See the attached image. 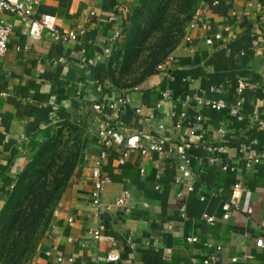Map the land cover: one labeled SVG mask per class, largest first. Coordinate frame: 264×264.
I'll list each match as a JSON object with an SVG mask.
<instances>
[{
	"label": "crops",
	"instance_id": "crops-1",
	"mask_svg": "<svg viewBox=\"0 0 264 264\" xmlns=\"http://www.w3.org/2000/svg\"><path fill=\"white\" fill-rule=\"evenodd\" d=\"M38 1L35 19L51 15L58 35L75 31L80 37L64 42L44 31L32 39L27 22L17 14H4L12 35L0 59V212L28 164L60 131L81 129L82 156L34 263L204 264L213 256L210 264H264V247L256 245L264 240V75L254 64L262 51L252 33L264 22V0H206L201 20L193 21L186 40L163 64L164 71L133 86L139 91L131 92L130 103L115 121L117 127L162 138L167 152H133L121 165L120 149L109 148L101 159L107 179L101 200L110 204L127 192L129 202L99 217L91 197L92 171L100 160L97 133L118 116L107 106L126 89L112 85L103 48L141 0ZM110 15L117 21L108 22ZM217 33L222 38L206 44ZM165 91L170 94L167 99ZM200 96L229 107L241 103L240 115L197 107ZM98 104L101 110L95 108ZM196 115L202 120L196 121ZM178 123L196 125L202 137L186 144L194 176L181 185L175 183L178 162L168 153L183 137L175 130ZM218 126L225 129L224 138ZM210 143L223 144L221 157L235 171L209 164L204 146ZM251 158L260 162L251 163ZM236 182L246 191L239 209L222 220L221 205ZM190 183L194 190L188 192ZM205 213L218 219L214 227L202 219ZM97 230L99 237L92 234ZM188 236H196L198 242H187ZM113 250L119 260L106 261Z\"/></svg>",
	"mask_w": 264,
	"mask_h": 264
},
{
	"label": "trees",
	"instance_id": "trees-1",
	"mask_svg": "<svg viewBox=\"0 0 264 264\" xmlns=\"http://www.w3.org/2000/svg\"><path fill=\"white\" fill-rule=\"evenodd\" d=\"M141 1L142 5L131 14L135 13V30L125 48V73L132 72L141 59L135 72L143 69V79L179 46L188 14L199 0ZM56 139L28 164L0 212V264H27L31 260L70 183L78 154L58 152ZM80 152L82 156V148Z\"/></svg>",
	"mask_w": 264,
	"mask_h": 264
},
{
	"label": "built area",
	"instance_id": "built-area-1",
	"mask_svg": "<svg viewBox=\"0 0 264 264\" xmlns=\"http://www.w3.org/2000/svg\"><path fill=\"white\" fill-rule=\"evenodd\" d=\"M38 0H0V59L8 52L9 50V39L12 35V25L8 23L5 18V13H14L21 17V19L27 22V33L28 36L32 39H38L44 31H47L54 35L55 37L60 38L62 41H77L80 37V33L75 31H69L58 35L56 33V19L51 15H43L40 20H37L33 17L36 8L39 6ZM214 5L218 4V1L213 3ZM119 6L116 5V8ZM123 16L126 14L122 13ZM202 18V12L198 11L195 17V21H199ZM108 22L114 23L117 21V17L115 15H110L107 19ZM123 29V28H122ZM122 29H114L111 36V41L108 46L103 48L104 55L108 58L113 50L114 44L119 40ZM83 31H81L82 33ZM222 35L220 33L215 34L214 36L208 38L206 40V44H213L214 40L221 39ZM158 71H164L163 64L158 66ZM138 87H133L130 89H123L119 97L113 101H111L107 107L111 110H115L117 113V117L114 121H107L103 128H101L97 133V143L100 147V160L96 161V164L93 167L91 182H92V205L96 209V217H99L101 213L105 210L109 209L112 206H127L129 202V194L125 192L121 197H118L114 200L113 203L103 204L101 200V193L107 183L106 177L103 175L101 170V159L105 158L108 149L111 147H117L120 149V157L118 159L121 165L125 164L129 156L133 152H139L141 155H149L151 153H155L158 155L165 154L167 145L166 140L159 139H150L147 135L144 134H134L127 133L120 128L117 127L115 121L118 122L119 115L126 109V106L130 103V94L131 92H138ZM164 99L170 97L168 91L163 93ZM197 107H206L211 110L220 112L223 110H228L232 116L240 115V107L241 103H237L234 107H229L227 104L222 101L208 100L204 96H200L196 99ZM97 110H101L103 105L98 104L95 106ZM137 113H141V108H136ZM187 115L185 111H182L180 116L184 117ZM196 121H201V115H196ZM175 130L183 132V137L177 138L178 140L175 142V146L173 151H168V153L173 154L174 158L178 162V174L175 177V183L178 185L183 184L184 181H190L193 176V168H192V156L188 153L186 144L191 141H195L196 139L201 140V136L199 134L198 128L196 125L192 126H184L181 123L175 125ZM217 133L224 138L225 129L218 126L216 128ZM150 141L147 143L146 141ZM222 142V141H221ZM205 149V158L208 160L209 164L219 166L224 172L235 171L236 167L230 165L227 162H224L221 155L224 151L225 147L222 143L215 144H207L204 146ZM249 162L257 164L260 162V159L254 158L250 159ZM143 172V171H142ZM194 190L192 183L187 185V191L191 192ZM244 186L236 182L231 190L229 198L224 201L221 205L222 209V220H228L233 213L239 209L240 202L243 197V193L245 192ZM182 194H179L181 196ZM203 200V199H202ZM248 214L252 213L251 209H247ZM58 210H54L53 215H57ZM202 219L209 224L211 227H214L217 224L218 219L210 214L205 213L202 216ZM95 237H99V231H94L92 233ZM186 241L189 243H197L198 238L196 236H188ZM209 246L208 244H205ZM257 247H264V240L259 239L256 241ZM46 255H51V252H47ZM120 258L117 250H113L108 253L105 257L106 261L116 262ZM61 256L58 257V261H61ZM214 257L210 256L208 259L204 261V264H210L214 261ZM236 261V259H234ZM31 264H35L34 262Z\"/></svg>",
	"mask_w": 264,
	"mask_h": 264
},
{
	"label": "rangeland",
	"instance_id": "rangeland-1",
	"mask_svg": "<svg viewBox=\"0 0 264 264\" xmlns=\"http://www.w3.org/2000/svg\"><path fill=\"white\" fill-rule=\"evenodd\" d=\"M206 0H199L196 6L193 8L192 13H189L190 15L189 20L187 23H185L184 27V37L182 38L179 46L186 40L188 36L189 29L191 27V24L193 23L196 14L198 11L202 12L204 4ZM142 1H140V4L138 5L139 7L142 5ZM138 7V8H139ZM134 20H135V13L129 17L125 27L122 29L121 36L119 40L116 42L110 56L108 57V62H107V70L109 73V78L110 81L112 82V85L117 87V88H127V87H132L134 85H139L141 82L147 79L148 76L151 74L147 75L143 79L141 78V73H143L142 70H135L137 69L138 65L141 63V59L138 60L137 63L133 65L132 72L129 74L125 73V65H126V46L128 41L130 40V35L134 32L135 27H134ZM261 25V26H260ZM258 26L257 31L252 32L253 37H255L254 41L257 43V48H259V51H262V53L256 57H254V64L257 65L260 68V72L264 75V22ZM178 46V47H179ZM176 47L174 51L178 48ZM255 49V48H254ZM174 51L172 53H174ZM256 51V49H255ZM148 50H145V54L147 55ZM172 53H170L169 56H167L162 62H160L156 68L155 72H158V66L161 64H164L169 58L171 57ZM109 68V69H108ZM77 127V128H76ZM76 129H65L63 132H59L57 135V142L59 143L57 150L58 152H64L66 155L68 153L74 154V156H77L78 154V164L80 163L81 159V148H82V136H81V129L76 126ZM71 181V180H70ZM47 231V230H46ZM46 233V232H45ZM43 238V237H42ZM42 241V239H41ZM41 241L39 242L36 250L33 252L31 256V260L27 264H31L34 262V258L36 257V254L39 250Z\"/></svg>",
	"mask_w": 264,
	"mask_h": 264
}]
</instances>
